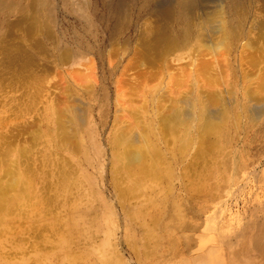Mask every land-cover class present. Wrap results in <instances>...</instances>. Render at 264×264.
Listing matches in <instances>:
<instances>
[{
  "label": "rangeland",
  "instance_id": "374dc122",
  "mask_svg": "<svg viewBox=\"0 0 264 264\" xmlns=\"http://www.w3.org/2000/svg\"><path fill=\"white\" fill-rule=\"evenodd\" d=\"M57 1L60 6L52 13L50 11L52 17L43 18L48 19L41 21L43 26L35 25L36 30L28 27L26 32L23 26L17 29H14V24L10 26L18 16L10 13L7 5H0V46L2 40L7 41L9 36L7 44L11 50L15 54H24L21 63L13 64L15 67L11 66L9 70L10 66L4 61L6 51L0 47V154L8 147L16 149L1 165L0 189L8 179L3 170L12 164L11 168H15L18 146L30 144L33 145L31 161L36 160L33 165L38 174L34 184L43 197V203L38 205L39 214L35 209L29 213L10 205L9 209L0 212V264H264V44L260 40L256 42L258 29L252 28L255 15L256 18H264V0H233L234 5H241L243 11L247 7L249 16L244 12L247 16L242 17L248 18L243 19L246 28L248 26L247 37L231 57L226 50L220 52L218 47L214 49L215 54L207 55L208 52L203 51L207 48L202 46V38H199L200 42L195 45L193 42L192 49L186 50L178 62L168 52L163 54V50L154 62L153 58L142 57L135 47L139 50V42L142 38L147 39L151 26L161 28L163 37L168 36L175 42L184 38L186 27L193 29L190 34L194 38L198 37L199 26L206 25L201 21L207 12H217L216 2H204V7L195 8L193 17L191 13H183L180 20L171 14L167 21L160 22L151 0H124L125 6L121 9L117 3L110 4L109 0H86L85 3L67 0L66 5ZM75 4V7L77 4L83 6L88 19L71 10ZM239 5L236 6L240 8ZM237 7H233L234 12H238ZM237 12L233 16L235 26L238 23ZM191 18H195L194 23ZM22 29L31 36H24ZM150 37L153 38V34ZM249 40L254 43L245 47ZM13 44L22 50H15ZM200 51L206 52V56H202ZM195 55L199 61L212 57L217 61L215 70L208 72L210 77L214 74L219 77L218 80L213 77L216 86L203 72L198 76L197 85L198 90L202 89L199 94L203 96L221 92L211 106L219 110L224 107L225 111L215 121L219 126L213 149L215 154L209 153L207 160L201 158L199 162L194 160L196 149L191 145L193 143L181 149L180 142L175 139L179 134L173 135L165 129L164 133L157 135V113L153 111L159 101H166L164 103L168 105L173 99L186 96L188 89L190 93L192 88L189 86H195L190 82L193 67L186 66L183 72L178 65L189 64L190 56ZM110 58L113 59L109 61ZM27 66V74L34 75L33 80L23 74ZM88 66L91 70L87 69ZM12 69H15V75L14 71L9 73ZM187 70L191 74L187 79L190 81L187 84L180 80L183 82L180 84L178 79ZM174 77H177L176 81ZM212 86L213 91L208 89ZM90 87L93 88L92 93ZM84 90H90L89 95ZM91 104H94L93 109ZM68 106H76L77 112L83 108L87 112H84L85 117L88 115L81 129L80 113L74 109L73 121L68 124L75 130L69 129L72 139L68 140L77 144L79 149L73 155L65 148L67 145L60 148L56 144L55 136L57 116L54 113ZM251 106L262 110L259 120L257 112H251L255 109ZM135 109L141 112L139 121L147 126L143 128L144 133L147 135L148 131L150 135L147 136L164 151V158L152 162L156 161L158 165L161 173L156 176L160 179L151 177L149 173L148 179L154 180H147L146 173L140 172L145 174L142 178L139 170H135L136 175L133 176V172L127 175L120 171L125 173V177L117 173L123 176H119L118 183L113 179L116 172L111 164L107 134L99 136V132H95L99 125L97 129L93 128L88 120L92 111L97 117L99 111L104 113L108 110L110 122L106 133L112 134L116 131L112 129L113 117L120 115V121L127 125L139 117H135L138 112H134ZM253 116L256 119L253 120ZM36 137L38 140L34 139ZM191 162L195 163L191 165ZM129 176L131 184L126 178ZM133 180L136 187L131 186ZM129 186L132 190L128 189ZM120 189L124 190L125 195L121 190L124 197ZM251 223L248 231L247 225Z\"/></svg>",
  "mask_w": 264,
  "mask_h": 264
},
{
  "label": "bare ground",
  "instance_id": "6f19581e",
  "mask_svg": "<svg viewBox=\"0 0 264 264\" xmlns=\"http://www.w3.org/2000/svg\"><path fill=\"white\" fill-rule=\"evenodd\" d=\"M9 1V2H8ZM13 0H0V5H7L10 10V13H14L15 15L18 16V19H15L16 21L12 20L14 23L10 24L11 25H15L16 28L14 29H17L18 26H23L22 28L24 29V31L26 32L27 29L29 28H35L36 30V27L35 25H40L41 24V21H43L44 19L43 18H48L51 16L50 14L52 13L53 10H57L60 6V3L57 1V0H15L13 3H12ZM61 3L63 5H66L67 4V0H60ZM88 1V0H87ZM90 1V0H89ZM93 1V0H92ZM110 1V4H115L117 3L118 5V8L120 7V9L122 7H124V0H109ZM119 1V3H118ZM135 0H131V2H133ZM138 1V0H137ZM145 1V0H144ZM147 1V0H146ZM208 1L209 2H216L215 4V8L217 9V12L216 13H211L210 10L207 12V16L206 18H204L201 22L202 23H205V27L204 26H199V29H198V37L194 38L190 33H192L193 29L191 27H186L184 29V38L182 40H179L177 42L174 41V39L172 40L170 37L167 36L166 37H163L162 33H160L161 31V28L157 29V27L155 26H151L152 24H149L151 27H149L148 31H147V39H143L139 42V50L138 48L135 47V49L137 50L138 53H140L143 57L144 56H147V57H150V58H153L152 61L156 62V59L155 60V57L157 56H160L159 53L162 52L163 50V54L165 53H169V56H172L174 58V61H180L182 59L181 55L186 51V50H189V49H192L191 47L195 44H197L198 42H200V39L199 38H202L201 40L203 41L202 42V46H205L207 49L203 50V51H206L208 52L207 55H210L212 56V54L214 53V49H219V51L221 52V50H226L228 52V56H230L233 51L235 50H239L238 48L242 45V42L243 40H245V38L247 37V34H246V30L248 29V26L246 28V23H245V19H248V18H242L243 15L246 13L247 14V7H243L244 8V11L242 10L241 8V5L239 4H235L234 5V1L233 0H151V3H152V8H153V11L159 15V18H160V22H162V20H166L169 19L170 15H174L175 17H180V20H181V16L183 15V13L187 14V13H191L192 17H193V12L195 10V8L197 7H201L203 6L204 2L208 4ZM71 2V1H70ZM69 2V3H70ZM81 2L85 3L86 0H82ZM130 2V3H131ZM136 2V1H135ZM243 2V1H242ZM11 3V4H10ZM89 3V2H88ZM129 3V2H128ZM129 3V4H130ZM212 3V4H213ZM74 4V2L72 3ZM91 4H93V2H91ZM96 4H98L96 2ZM136 4V3H135ZM206 4V6H207ZM211 5V3H209ZM131 5V4H130ZM236 5H239V7H237ZM76 4L74 5V8L71 7L72 11L74 13H79V15L81 14L83 17H85L86 19L88 15V13H86L84 11V8L82 5L80 4H77V7H75ZM106 6V5H105ZM115 6V5H114ZM133 6V5H132ZM144 6V5H143ZM205 6V5H204ZM203 6V7H204ZM93 7V6H92ZM131 7V6H130ZM208 7V6H207ZM206 7V8H207ZM233 7H237L238 9V12L235 10V12H237V25L235 26L234 25V21H233V16L235 14L234 12V9ZM162 8H165V9H162ZM167 8V9H166ZM264 8V7H263ZM88 9V8H87ZM90 9V8H89ZM205 9V8H204ZM212 9V8H211ZM111 10V9H110ZM109 10V11H110ZM115 10V9H114ZM113 10V11H114ZM246 10V11H245ZM51 11V13H50ZM130 11V9H129ZM204 11V10H203ZM206 11V10H205ZM89 12V11H88ZM118 12V11H116ZM114 12V13H116ZM128 12V11H127ZM126 12V13H127ZM140 12V11H139ZM172 12V13H171ZM198 13V11H196ZM213 12V11H212ZM215 12V11H214ZM245 12V13H244ZM119 13V12H118ZM195 13V12H194ZM196 13V14H197ZM90 14V13H89ZM113 14V13H112ZM128 14V17H129V13ZM195 14V15H196ZM212 14H214L215 16L212 17ZM116 15V14H115ZM198 15V14H197ZM236 15V14H235ZM248 15V14H247ZM246 15V16H247ZM41 16V17H40ZM118 16V14L116 15ZM131 16V15H130ZM200 17V14L198 15ZM245 16V15H244ZM245 16V17H246ZM249 16V15H248ZM253 16V15H252ZM52 17V16H51ZM137 17V16H136ZM191 17V16H190ZM198 17V18H199ZM115 18V17H114ZM118 18V17H117ZM252 18V17H251ZM48 19H45L44 22ZM158 19V18H157ZM192 19V18H191ZM195 19V18H194ZM194 19H192L191 22L194 21ZM236 19V18H235ZM244 19V20H243ZM54 20V19H53ZM125 20V18H124ZM176 20V19H175ZM30 22V24H28ZM252 21V20H251ZM40 22V23H39ZM42 22V23H44ZM131 22V20H130ZM159 22V21H158ZM252 28L254 29H258V33H259V38H257L256 42H259V40L264 44V18L261 17V18H256V15L254 16V19L252 21ZM194 23V22H193ZM119 24V23H117ZM42 25V24H41ZM200 25H203L200 23ZM248 25V24H247ZM25 26V27H24ZM43 26V25H42ZM50 26V25H49ZM157 26V25H156ZM161 26V25H160ZM14 27V26H12ZM29 27V28H28ZM48 27V26H46ZM27 28V29H26ZM51 28V27H49ZM21 29V28H20ZM22 29V32L24 33L23 35L26 37H30L31 34H29L30 36H27L28 32L25 33ZM34 30V29H32ZM38 31V29H37ZM248 31V30H247ZM33 32V31H32ZM30 33H31V30H30ZM150 34L152 35L153 34V38L150 37ZM162 37H161V35ZM36 35V34H35ZM34 35V36H35ZM258 35V34H257ZM13 36V35H12ZM15 36V35H14ZM256 36V35H255ZM11 37V36H10ZM150 37V38H149ZM218 37H220V39L218 40ZM32 38V37H31ZM34 38V37H33ZM194 38V39H193ZM12 39V38H11ZM9 36H8V40L6 41L5 39L2 40L1 44L2 46H0L1 48L4 47L3 50H5V54H6V57L4 59V61L6 60L7 61V65L10 66L9 70H11V66H14L16 63H21L22 61V54L23 53H20L21 55L18 54H15L14 53V50H11V47L8 46L7 42L9 41ZM13 43L14 41L11 40ZM218 41V42H217ZM250 41V40H249ZM127 42H129V40H127ZM194 42V43H193ZM10 43V42H9ZM17 44H19L17 41H16ZM15 43V44H16ZM193 43V45H192ZM250 43V45H252V43H254L253 40H251L250 42H247L245 43V47H247V45ZM7 44V45H6ZM128 44V43H127ZM165 44V45H164ZM14 45V44H13ZM21 45V44H19ZM24 45V44H23ZM225 45V46H224ZM127 46V45H126ZM170 46V47H169ZM116 47H118V45H116ZM214 47V48H213ZM224 48V49H221V48ZM244 47V46H243ZM252 47V46H251ZM254 47V46H253ZM259 47V46H258ZM258 47H255V48H258ZM260 47H262L260 45ZM14 48L15 50L18 48H16V46L14 45ZM128 48V47H127ZM166 48V50H165ZM263 48V47H262ZM260 48V49H262ZM20 49L22 50V48H18L19 52H20ZM24 49V48H23ZM116 49V48H115ZM159 49H160V52H159ZM212 49V51L210 50ZM250 49V48H249ZM253 49V48H252ZM17 50V51H18ZM25 50V49H24ZM129 50V49H128ZM257 50V49H256ZM255 50V51H256ZM264 50V48H263ZM1 51V50H0ZM173 51H177L178 54L177 55H174L176 52H173ZM203 51H200V54L202 56H206V52L203 53ZM211 51V52H210ZM218 51V52H219ZM261 51V50H260ZM259 51V52H260ZM22 52V51H21ZM136 52V53H137ZM195 53V51H193ZM223 52V51H222ZM225 52V51H224ZM244 52V50L242 51ZM263 52V51H262ZM26 53V52H25ZM132 53V52H131ZM134 53V54H136ZM203 53V54H202ZM235 53V52H234ZM261 53V52H260ZM67 54V53H66ZM113 54V53H112ZM196 54V53H195ZM215 54V53H214ZM237 54V53H236ZM253 54V52H252ZM263 54V53H262ZM24 55V54H23ZM194 55V54H193ZM256 55V54H255ZM261 55V54H260ZM163 56V55H162ZM215 56V55H214ZM247 56V55H246ZM110 57V56H109ZM121 57V56H120ZM192 57V58H191ZM198 57V56H197ZM195 56H190V60L189 61V64L188 63H182L181 65L177 64L180 69L182 68L183 69V72H185L184 69L186 66H191L193 67V69L191 70L192 71V75L189 73V70L186 71L185 74H183L184 76H182L181 78L179 77L178 81L179 83H183V82H187L188 78H189V75H191L192 78V81H190L192 83V85H195L194 87L192 86H189V88H192V90H190V93H189V89L187 91L188 94H186V96H183L181 98H178L177 100L176 99H173V101H170V104H165L166 101L163 102L162 100V96L160 97L162 102H157L155 103V111L156 113V119L158 120L157 124L158 126H155L156 127V130L159 129V134L157 135H161L162 133L161 132H165V129L166 130H169L171 131V133H175L176 135H178L177 139L178 142H180V148L181 149H186L191 143L193 147H195L196 151H195V155H194V160L195 162H199V160L202 158L203 160L206 159L207 160V157L209 155H211V153L214 155L215 153H213V149L215 150V146H216V133L219 131V126L218 124L215 122L216 121V118H219L221 117V115H223V113L225 112L223 110L224 107H222V110H219V109H215L213 108L211 105H212V101L215 100L217 98V95L219 92H213L211 93L210 95L207 93V95H201L199 94L201 90H198L199 89V86L197 85L198 84V76L200 75V72H203L204 74H206V76H208L207 78H210V82L211 84L214 83L215 85V82L213 81V77L217 78L216 80H218V76H216V74H214L215 76H212L210 77L211 72L209 71H213L215 70L214 69V65L217 64V61H213V57L209 60H201L199 61L198 58ZM220 57V56H219ZM225 57V56H224ZM231 57V56H230ZM233 57V56H232ZM257 57V56H256ZM264 57V55H263ZM65 58V57H64ZM80 58V57H79ZM157 58V57H156ZM159 58V57H158ZM186 58V57H185ZM227 58V57H226ZM244 58V57H243ZM248 58V57H247ZM261 58V57H259ZM3 59V58H2ZM28 59V58H27ZM113 59V58H110L109 61ZM116 59V57H115ZM170 59V58H169ZM236 59V58H235ZM246 59V58H245ZM66 60V59H65ZM88 60H92V59H88ZM94 60V59H93ZM151 60V59H150ZM196 60H198V62H196ZM229 60V59H228ZM5 61V62H6ZM130 61V60H129ZM222 61V57H221V60L220 62ZM224 61V60H223ZM249 61V60H248ZM29 62V61H28ZM64 62V61H63ZM112 62H114L112 60ZM225 62V61H224ZM223 62V64H224ZM247 62V61H246ZM245 62V63H246ZM66 63V62H65ZM64 63V64H65ZM84 63V62H83ZM105 63V62H104ZM219 63V61H218ZM6 64V63H5ZM14 64V65H13ZM25 64V63H24ZM85 64V63H84ZM92 64V63H91ZM114 64V63H113ZM187 64V65H185ZM221 64V63H220ZM219 64V65H220ZM230 64V63H228ZM21 65V64H20ZM170 65V64H169ZM227 65V64H226ZM243 65V64H242ZM22 66V65H21ZM117 66V65H116ZM172 66V65H171ZM15 67V66H14ZM223 67V66H222ZM225 67V66H224ZM227 67V66H226ZM252 67V66H251ZM18 68V67H17ZM20 68V66H19ZM89 68V66L87 67V69ZM248 68V67H247ZM22 69V67H21ZM24 69V68H23ZM26 69V68H25ZM24 69V73L23 74H26L28 76H26L27 78H29V80H33L35 77L33 75L32 76H29L28 73V66H27V69L25 70ZM79 69V68H78ZM90 69V68H89ZM93 69V68H92ZM253 69V68H252ZM15 69H12V72H9V73H13ZM18 70V69H17ZM32 70V69H31ZM30 70V72H32ZM50 70V69H49ZM68 70V69H66ZM91 70V69H90ZM179 70V69H178ZM250 70V69H249ZM20 71V69L18 70ZM17 71V72H18ZM22 71V70H21ZM26 71V73H25ZM83 70H81L82 72ZM190 71V72H191ZM257 71V69H256ZM92 72V71H91ZM209 72V73H208ZM223 72H224V69H223ZM225 72H226V69H225ZM7 73V72H6ZM8 75H12V74H9ZM15 71H14V75H15ZM19 73V72H18ZM22 73V72H21ZM33 73V72H32ZM32 73H30L32 75ZM88 73V72H87ZM85 73V74H87ZM159 73V71H158ZM258 73V72H256ZM91 74V73H90ZM161 74V73H160ZM159 74V75H160ZM176 74V73H175ZM178 74V73H177ZM181 74V72H180ZM187 74V75H186ZM198 74V75H197ZM202 74V75H204ZM225 74V73H224ZM262 74V73H261ZM7 75V76H8ZM92 75V74H91ZM197 75V76H195ZM264 75V74H263ZM262 75V76H263ZM13 76V75H12ZM19 76V74L17 75ZM17 76H14V77H17ZM25 76V75H24ZM85 76V75H84ZM83 76V78H84ZM158 76V75H157ZM173 76V75H172ZM176 76V75H175ZM178 76V75H177ZM186 76H188L187 78H185ZM12 77L11 79H16ZM32 77V79H30ZM94 74H93V79H94ZM159 77V76H158ZM227 77V76H226ZM264 77V76H263ZM10 78V77H9ZM19 78H22L23 79V76ZM17 77L16 80L19 79ZM171 78V77H170ZM175 78V77H174ZM173 78V79H174ZM184 78V79H183ZM206 78V79H207ZM261 78V77H260ZM20 79V80H22ZM177 77L175 78V81H176ZM202 79L204 80L205 77ZM200 79V80H202ZM205 79V80H206ZM25 80V77L24 79ZM180 80H184L183 82H180ZM215 80V81H216ZM188 81V82H189ZM227 81V80H226ZM17 82V81H16ZM19 83L22 82V81H18ZM17 82V83H18ZM25 82V81H24ZM97 82V80H96ZM185 82V83H186ZM187 82V84H188ZM206 82V81H205ZM218 82V81H217ZM225 82V81H224ZM264 82V80H263ZM88 83V82H87ZM90 83V82H89ZM133 83V82H132ZM184 83V85H185ZM220 83V82H219ZM226 83V82H225ZM229 83V82H228ZM21 84V83H20ZM24 84V83H23ZM91 84V83H90ZM142 84V83H141ZM175 84V83H174ZM177 84V83H176ZM210 84V86H211ZM28 85H31L30 83ZM27 85V86H28ZM148 85V84H147ZM213 85V86H214ZM221 85V84H220ZM89 86H93L92 85H88ZM140 86V85H139ZM174 86V85H173ZM176 86V85H175ZM180 86V85H179ZM185 86H188V85H185ZM203 86H206L205 84ZM202 86V87H203ZM213 86L208 89H211L213 88ZM216 86V85H215ZM86 87V86H85ZM95 87V85H94ZM208 87V84L207 86ZM178 88V87H177ZM87 89V88H86ZM91 92L90 90H84V91H88L87 93H85L86 95H89L88 93H92L93 91V88H91ZM181 89V88H179ZM214 89V88H213ZM252 89V88H251ZM174 90V89H173ZM253 90V89H252ZM255 90V89H254ZM97 91V90H96ZM179 92V90H177ZM206 91V90H205ZM213 91V90H212ZM249 91V90H248ZM83 92V91H82ZM180 94L183 93V92H179ZM203 93V92H202ZM221 93V92H220ZM220 93H219V96H220ZM261 93V92H260ZM84 94V95H85ZM166 94V93H165ZM178 94V93H177ZM179 94V95H180ZM91 95V94H90ZM95 96V95H94ZM181 96V95H180ZM179 96V97H180ZM202 96V97H200ZM232 96V95H231ZM256 96V95H255ZM263 96V95H262ZM168 97V96H167ZM178 97V96H176ZM195 97V98H194ZM157 98V97H156ZM159 98V99H160ZM174 98V97H173ZM255 98V97H254ZM158 99V100H159ZM225 99V98H224ZM256 99V98H255ZM260 99V98H259ZM263 99V98H261ZM156 100V99H155ZM166 100V99H165ZM221 100V99H220ZM226 100V99H225ZM243 100V99H242ZM254 100V99H253ZM81 101V100H79ZM157 101V100H156ZM169 101V100H167ZM251 101V100H250ZM67 102V101H66ZM82 103L85 104L84 101H81ZM59 104V103H58ZM77 104V103H76ZM90 104V103H89ZM222 104V102H221ZM63 105V104H62ZM73 105V104H72ZM81 105V104H80ZM86 105H87V101H86ZM58 106V105H57ZM71 106V105H70ZM77 106V105H76ZM76 106H73V107H69L67 109H60L58 111H56V113H54L57 118L55 117V126H56V123H57V133H56V141H58V143H56L59 147L62 146V145H67V150L70 151V154H76L77 150L78 149V145L77 144H73L71 143L72 141H69L68 139H70L71 137L70 134H69V129L70 130H73L75 131L74 129H72L71 126H69L68 124L72 123L73 119H72V114L74 112V109ZM92 109L94 108V104L92 105ZM213 106H214V103H213ZM221 106H224V105H221ZM59 107V106H58ZM145 107V106H144ZM219 107V106H218ZM253 107V106H251ZM257 108H259L258 106H256ZM263 107V105H262ZM61 108V107H60ZM64 108V107H63ZM66 108V107H65ZM226 108V107H225ZM255 108V107H253ZM252 109L251 112L254 114L257 112V114L261 115V113L263 114V112L260 113V111L262 110H259V109ZM264 108V107H263ZM79 109V107H78ZM83 109V108H82ZM82 109H79V113H80V120H81V129L85 126L86 124V117H85V114L84 112L86 111L84 109V111ZM154 109V108H153ZM227 109V108H226ZM57 110V109H56ZM136 110L138 112H136ZM76 113L78 114L77 112V108L75 109ZM105 112L103 113V110L102 111H99L98 112V116L96 117V115L94 114V112L92 111V114L90 116V119L88 120V124L89 126L92 125L94 126L93 128H96L97 127V124L99 125L98 127V131H95V132H99V136L103 134H107L106 136V142L108 143L109 145V149H110V157H111V164L113 165L112 167H114L115 169V172L114 173V170H113V173L117 175V173L119 174H124V177H125V173H127V175H129V173H132L131 175L133 176L134 174L136 175V171L139 170V174L141 173H146V177L141 174L143 177L142 178H147V180H154V178H157V179H160L158 178L156 175L160 172L159 171V168H158V165L157 163H155L157 161V158L161 159L164 158L163 157V150L160 148L159 144H157V142L151 138H149V136L147 135H150L148 134V131H147V135L144 133L143 131V128L147 126L143 124V121H139V118H141L139 116V110L138 109H135L134 112H136L135 114V117H138L135 122H138L137 124H135V122H130L128 123L127 125H125V123L123 124L121 120V117L120 115H115L113 118V121H114V126H113V130L115 129L116 131L114 133L111 134V132H108L106 133V129H108V125H109V122L110 120L109 119V111L107 110H104ZM240 112V111H238ZM87 113V112H85ZM138 113V114H137ZM141 113V112H140ZM251 113V114H252ZM130 114V113H129ZM74 115V114H73ZM137 115V116H136ZM158 115V116H157ZM260 115H259V118L257 117V115H255V117L258 118V120L260 119ZM122 116V115H121ZM78 118V119H79ZM256 119L254 118L253 116V120ZM218 120V119H217ZM85 123V124H84ZM141 124V125H140ZM239 124V123H238ZM77 126V125H76ZM121 126V127H120ZM141 126V128L139 127ZM110 128V127H109ZM120 128V129H119ZM150 130V129H149ZM151 131V130H150ZM149 131V132H150ZM21 132V131H20ZM152 132H154V130L152 129ZM156 133V132H154ZM152 133V134H154ZM95 134V133H94ZM218 134V133H217ZM16 135V134H15ZM20 135V134H19ZM37 135V134H36ZM88 135V134H87ZM174 135V134H173ZM37 136H40V135H37ZM61 136V137H60ZM84 136V135H83ZM169 136V135H168ZM89 136H87L88 138ZM170 137V136H169ZM168 137V139H170ZM175 137V136H173ZM193 137V138H192ZM219 137V136H218ZM54 138V137H53ZM35 140H38V138H34ZM58 139V140H57ZM72 139V138H71ZM94 139V138H93ZM167 139V140H168ZM88 140V139H87ZM90 140V139H89ZM164 140V139H163ZM74 141V140H73ZM86 141V140H85ZM165 141V140H164ZM105 142V141H103ZM166 142V141H165ZM66 143V144H64ZM80 143V142H79ZM22 144V143H21ZM91 144V143H90ZM94 144V143H92ZM104 144V143H103ZM16 145V144H15ZM13 145V146H15ZM31 146V147H30ZM61 148V147H60ZM80 148V147H79ZM88 148V147H87ZM3 149V148H2ZM32 149H33V145H22V146H18L17 148V151H18V154L19 157H17V159L14 161V163H16L15 165V168L12 169L11 165L10 167H7L3 170V173L4 176H7V180H5L6 182H4L3 184H5L4 186L1 187L0 189V212H3L5 211V209H9V205L10 206H18L21 210L23 211H28L29 213H32L33 210L35 209L36 211V214H39V209H38V205L41 206V203H43L42 199L43 197L40 195L39 193V188L36 189V185L34 184L35 182V178H37L38 174L36 172V168L34 167L33 164H36V160H34V162L32 163L31 159H32V156L30 157V154L32 153ZM15 150L16 149H12V147H8L4 150V152L2 154H0V170L2 169L1 165L3 164V162L5 161V158L7 156H9L13 151L15 153ZM79 153V152H78ZM183 153V152H181ZM210 153V154H209ZM58 154V153H57ZM85 154V153H84ZM209 154V155H208ZM208 155V156H207ZM207 156V157H206ZM9 159V158H8ZM66 159V158H65ZM153 160H156L154 163ZM197 160V161H196ZM194 162V163H195ZM194 163L191 162V165H193ZM207 163V162H206ZM7 164V163H6ZM5 164V166H6ZM92 164V163H91ZM4 165V164H3ZM190 165V166H191ZM196 165V164H195ZM111 166V165H110ZM163 169V168H162ZM136 170V171H135ZM141 170H144L145 172L141 171ZM165 170V169H164ZM193 170V169H192ZM120 171H123L125 173H121ZM255 171V170H254ZM1 172V171H0ZM141 172V173H140ZM151 173V175L149 174ZM153 173V174H152ZM161 173V172H160ZM2 174V175H3ZM68 174V173H67ZM194 174V173H193ZM116 175H113V179H117L118 181L116 182H120V178L123 176L119 175L118 178H116L117 176ZM130 175V176H131ZM147 175L151 176V177H154L153 179H151V177L148 179ZM153 175V176H152ZM155 175V176H154ZM161 175V174H160ZM159 175V176H160ZM66 176V175H65ZM116 176V177H115ZM130 176L129 177H126L127 179H129L130 181V184H131V181L130 180ZM68 177V176H66ZM136 178V177H135ZM125 179V178H124ZM134 179V178H133ZM156 180V179H155ZM4 181V180H3ZM138 181V180H137ZM143 181V180H142ZM124 183L125 180H124ZM128 183V182H127ZM126 183V184H127ZM2 184V185H3ZM139 184V182H138ZM136 185V182L134 183V180L132 182V187ZM131 186L128 187V189L132 190L131 189ZM117 187V186H116ZM136 187V186H135ZM118 188V187H117ZM124 193V190L123 189H120V193L122 194V196L124 197L122 191ZM126 192V191H125ZM120 194V195H121ZM128 194V193H127ZM42 197V199H41ZM42 201V202H41ZM39 206V207H40ZM28 207H30L28 209ZM106 209V208H105ZM11 210V209H10ZM9 210V211H10ZM129 212V211H128ZM127 212V213H128ZM104 214V213H103ZM128 218V217H127ZM254 222V221H253ZM248 224V222H247ZM245 225V223H244ZM252 223L249 224V226L247 225V228H248V231L250 230V227H251ZM258 225V224H257ZM42 226V225H41ZM48 226V225H46ZM49 226H51V224H49ZM119 226V225H118ZM44 227V226H43ZM245 227V226H243ZM114 229V228H113ZM257 229V228H256ZM235 230V229H234ZM232 231V232H235V231ZM242 231V230H240ZM237 232V236L239 235L238 231ZM258 232V231H257ZM255 231V233H257ZM254 233V234H255ZM259 233V232H258ZM242 236V234H241ZM243 237V236H242ZM260 237V236H259ZM262 237V236H261ZM264 238V237H263ZM237 239V238H236ZM239 240H243V239H240L239 237ZM244 241V240H243ZM259 242V240H258ZM262 242V240H261ZM242 243V242H241ZM244 244V242H243ZM260 243H258V246ZM263 244V243H262ZM240 245V244H239ZM254 245V244H253ZM256 245V244H255ZM257 246V247H258ZM263 246V245H261ZM254 247V246H253ZM256 247V248H257ZM260 248V247H259ZM258 248V250H259ZM260 251V250H259Z\"/></svg>",
  "mask_w": 264,
  "mask_h": 264
}]
</instances>
